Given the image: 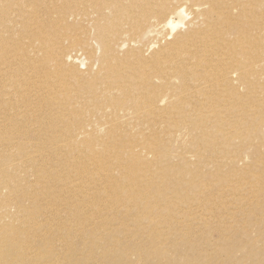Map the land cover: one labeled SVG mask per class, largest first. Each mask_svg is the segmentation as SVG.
<instances>
[{
    "label": "bare ground",
    "instance_id": "6f19581e",
    "mask_svg": "<svg viewBox=\"0 0 264 264\" xmlns=\"http://www.w3.org/2000/svg\"><path fill=\"white\" fill-rule=\"evenodd\" d=\"M0 264H264V0H0Z\"/></svg>",
    "mask_w": 264,
    "mask_h": 264
},
{
    "label": "rangeland",
    "instance_id": "374dc122",
    "mask_svg": "<svg viewBox=\"0 0 264 264\" xmlns=\"http://www.w3.org/2000/svg\"><path fill=\"white\" fill-rule=\"evenodd\" d=\"M192 18H193V13H190L189 11L183 12L180 15L179 14H175L174 15L175 22H180V24L178 25L179 28L187 27L188 26V23L190 22V20ZM74 51H75V53H79L77 55L78 57H75V59L78 58L80 61L78 59H76V60H78V61H76L74 59V57H72V61L74 63H76V64H80L79 65L80 66V69H84V68L86 69L87 68V62H88V60L85 59V56L82 55V52L80 50L74 49ZM73 54H74V52H73ZM81 57H83V58H81ZM77 62H79V63H77ZM233 205L235 206L236 204H233Z\"/></svg>",
    "mask_w": 264,
    "mask_h": 264
}]
</instances>
